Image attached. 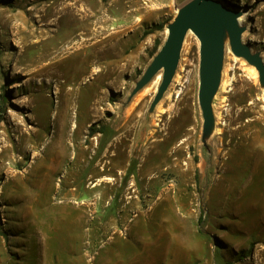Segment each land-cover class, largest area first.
Listing matches in <instances>:
<instances>
[{
  "label": "rangeland",
  "instance_id": "374dc122",
  "mask_svg": "<svg viewBox=\"0 0 264 264\" xmlns=\"http://www.w3.org/2000/svg\"><path fill=\"white\" fill-rule=\"evenodd\" d=\"M189 1L0 0V264H264V74L229 36L206 124L192 32L161 100L164 69L142 86ZM210 1L244 17L264 63V0ZM51 5L78 21L55 26ZM30 10L51 25L41 45L13 27ZM84 11L101 48L37 73L86 32Z\"/></svg>",
  "mask_w": 264,
  "mask_h": 264
},
{
  "label": "water",
  "instance_id": "95a60500",
  "mask_svg": "<svg viewBox=\"0 0 264 264\" xmlns=\"http://www.w3.org/2000/svg\"><path fill=\"white\" fill-rule=\"evenodd\" d=\"M239 16V13L210 0H191L183 5L174 23L169 25L168 40L149 69L142 86L164 69L163 83L156 101L161 99L175 75L185 38L189 32H193L201 44L200 100L208 124L212 119V102L222 77L225 56L224 27L229 32L233 53L246 58L264 74L263 60L258 55L253 56L251 48L241 42L244 29L240 27Z\"/></svg>",
  "mask_w": 264,
  "mask_h": 264
},
{
  "label": "bare ground",
  "instance_id": "6f19581e",
  "mask_svg": "<svg viewBox=\"0 0 264 264\" xmlns=\"http://www.w3.org/2000/svg\"><path fill=\"white\" fill-rule=\"evenodd\" d=\"M53 6L54 5H51L50 6L51 8L48 7V9L50 8L51 11L48 12V10L47 11L45 10L44 13L47 12L48 13V14L46 13L47 15H49V13H50L51 16H53V17L56 18L55 23H57V25H55V26L58 27L61 20H67V24H65L64 26L66 28H68L70 26L72 27L73 26V23L78 21V18H75L73 16V14H72V8L71 7L67 6L63 10H58V7L57 6L56 7H53ZM34 11L35 10H30L29 11V14H28L29 15V19L28 20H25V18H23L21 16H15V17H13V20L14 21L17 20V22L13 25V27L17 30V33L16 34H18V35H23L24 37H31V38H34V39L35 38H38V37H40V38L42 37V39H36L37 41H35V43L33 44L34 46H37V45H41L44 42L45 39L49 38L50 37V34L52 33V31L50 30V26L51 25H43V26L39 27L38 29H33L31 27V23L34 20V16H33L35 14ZM39 18L41 19L40 22H43L42 17L40 16ZM80 18H82L83 21H84V23H86L88 25V29L86 30V32H84V33H82V34H80L78 36L79 37V41L77 40V41L68 42L67 44H65L58 51L56 57L54 58V61L53 62H57V63L51 62L49 64H43L41 66H37V68L35 69V71L37 73H40V72L46 73L51 67L54 66V64H60V63H64V62H67V61H70V60H73L72 65H75V64L78 65L77 60H79V58L78 59H75L74 57H77L78 55L83 54L84 60H87L88 54H89V51L90 50H95L97 48H99V49L101 48V46L103 45V42L104 41L103 40L96 39L97 36L96 35H93V32H90V30H89V27H91L89 25L90 18H89L88 14H87V11H84L83 15ZM243 18L244 17H242L241 15L239 16L238 21H239L240 24H242V19ZM19 21H20V24L18 23ZM33 22H35V21H33ZM166 30H167V35H169L170 34V30L168 28ZM191 35H192V32H189V34H188V36L186 38V42L185 43H187L188 38ZM223 37H224V44H225V48H226L225 55H226V58L227 59H230L231 58V53H230V50L228 49L229 32H228V30L225 27H224ZM95 40H98V41H95ZM72 58H74V59H72ZM81 61H83V59L80 58V62ZM37 62L38 63H41L42 61L41 60H38ZM33 65H31V66L33 67ZM55 70L58 73V70L57 69H55ZM71 70H72V72H75V68L74 67H73V69L71 68ZM71 70L69 69V72H71ZM62 77H64V75ZM160 79H161V76H157L155 78L153 84H157L158 85L157 82H159ZM154 89H155V87H154ZM139 97H141V95ZM138 98H137V100H138ZM65 102H67V101H65ZM66 113L67 112L64 113V117L65 118H66ZM65 130L66 129L63 127V129L60 131V135H59L60 137L57 139L56 145H55L56 148H57V150L60 151V153L58 154L59 155L58 158L53 159V164L52 165L55 166V167H53L51 170H52V172H53L54 175H56L58 173V171H59L58 168H60L61 162L67 161V159H68V157L70 155L69 145L67 144L68 143L67 142V133H66ZM63 133H65V134H63Z\"/></svg>",
  "mask_w": 264,
  "mask_h": 264
},
{
  "label": "trees",
  "instance_id": "16d2710c",
  "mask_svg": "<svg viewBox=\"0 0 264 264\" xmlns=\"http://www.w3.org/2000/svg\"><path fill=\"white\" fill-rule=\"evenodd\" d=\"M91 129H92V127H91Z\"/></svg>",
  "mask_w": 264,
  "mask_h": 264
}]
</instances>
